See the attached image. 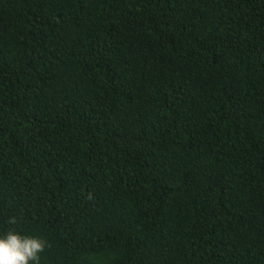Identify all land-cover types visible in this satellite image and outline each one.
I'll use <instances>...</instances> for the list:
<instances>
[{
    "label": "trees",
    "instance_id": "obj_1",
    "mask_svg": "<svg viewBox=\"0 0 264 264\" xmlns=\"http://www.w3.org/2000/svg\"><path fill=\"white\" fill-rule=\"evenodd\" d=\"M39 264H264V0H0V234Z\"/></svg>",
    "mask_w": 264,
    "mask_h": 264
},
{
    "label": "clouds",
    "instance_id": "obj_2",
    "mask_svg": "<svg viewBox=\"0 0 264 264\" xmlns=\"http://www.w3.org/2000/svg\"><path fill=\"white\" fill-rule=\"evenodd\" d=\"M47 241L9 230L0 234V264H39Z\"/></svg>",
    "mask_w": 264,
    "mask_h": 264
}]
</instances>
